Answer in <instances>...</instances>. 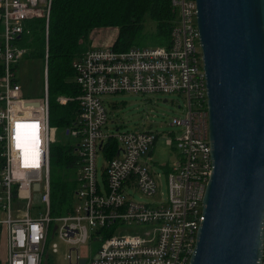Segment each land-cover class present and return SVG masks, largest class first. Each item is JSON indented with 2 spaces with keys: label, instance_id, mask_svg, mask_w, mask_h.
Here are the masks:
<instances>
[{
  "label": "built area",
  "instance_id": "obj_1",
  "mask_svg": "<svg viewBox=\"0 0 264 264\" xmlns=\"http://www.w3.org/2000/svg\"><path fill=\"white\" fill-rule=\"evenodd\" d=\"M51 0H0V264H42L51 232L69 249L68 264H189L203 220L201 201L212 164L208 113L195 0H169L173 19L168 42L155 47L114 50L90 44L71 62L78 95L76 114L65 135L73 138L74 191L64 216L50 218L49 149L55 129L48 121L45 68L42 96L23 99L15 78L25 50L18 46L24 22L47 20ZM174 95L178 117L168 125L164 145L178 153L163 164L165 196L156 198L155 166L149 162L156 135L151 131L104 132L103 97ZM181 102H178V101ZM166 103V100H162ZM36 105V106H34ZM111 143L115 151L111 149ZM110 144V145H109ZM104 162L97 180L96 158ZM38 184L37 191L32 190ZM39 194L45 214L29 213ZM146 199L136 201L134 194ZM25 201L18 208L20 201ZM75 200V201H73ZM14 213V215H13ZM134 227L130 233L123 228ZM88 239L98 247L89 260L74 249ZM75 251L71 263V251ZM54 254L56 245L50 244ZM260 264H264V225Z\"/></svg>",
  "mask_w": 264,
  "mask_h": 264
},
{
  "label": "water",
  "instance_id": "obj_2",
  "mask_svg": "<svg viewBox=\"0 0 264 264\" xmlns=\"http://www.w3.org/2000/svg\"><path fill=\"white\" fill-rule=\"evenodd\" d=\"M195 10L212 170L189 264H260L264 0H195Z\"/></svg>",
  "mask_w": 264,
  "mask_h": 264
},
{
  "label": "trees",
  "instance_id": "obj_3",
  "mask_svg": "<svg viewBox=\"0 0 264 264\" xmlns=\"http://www.w3.org/2000/svg\"><path fill=\"white\" fill-rule=\"evenodd\" d=\"M145 17L154 24L151 36L142 33ZM172 19L169 0H51L46 21L24 22L27 33L21 36L18 46L25 50L23 57L44 65L50 127L65 135L72 124L76 102L59 104L58 99H74L78 95L71 62L88 47L91 32L114 29L112 47L117 51L148 42L161 46L168 42ZM110 147L115 151L112 143ZM55 169L74 171L73 147L55 142L49 149L50 214H61L71 202L74 182L65 175L55 178L51 172Z\"/></svg>",
  "mask_w": 264,
  "mask_h": 264
},
{
  "label": "rangeland",
  "instance_id": "obj_4",
  "mask_svg": "<svg viewBox=\"0 0 264 264\" xmlns=\"http://www.w3.org/2000/svg\"><path fill=\"white\" fill-rule=\"evenodd\" d=\"M154 24L145 17L143 22V35L151 36ZM151 33V34H150ZM115 38V30L112 28L100 29L93 31L88 35L89 44L95 47L96 43L103 41L107 46L112 45ZM156 44L151 42L139 45L137 47H155ZM22 48V47H21ZM44 65L41 61L23 57L16 65L15 78L20 88L19 96L23 99H38L42 96L44 75ZM103 103L107 114V121L103 128L104 132H125V131H151L156 135L155 144L152 148V153L149 162L152 161L155 166H152L150 171L157 175L156 198H164L165 196V178L161 167L163 164L172 165L178 157V153L174 148H168L164 145V138L167 133H175L176 128L170 127L168 122L172 117L180 116L176 111L175 100H178L174 95H129L118 94L103 97ZM162 100H166L163 103ZM178 102H181L180 100ZM66 147H73L76 141L69 136L62 135L59 130L54 131V143ZM101 157L96 158L97 180L101 182V168L103 166ZM55 178L63 177L73 180L76 176L75 171L68 170L62 172L60 169L52 170ZM136 201L145 202L146 199L140 197L136 193L133 195ZM75 201V200H73ZM25 201H20L18 208H22ZM46 208L39 201V194L32 193L30 196L29 213L31 216L35 214L44 215ZM14 215V213H13ZM64 216L61 214H50V218H59ZM60 223L54 222L50 225V233L46 240V248L43 252L42 264H68L65 260V255L69 247H66L60 240L51 232L53 225ZM135 230L134 227L123 228L121 232L124 234ZM56 245V252L52 254L49 251V245ZM98 247L97 241L88 239L84 244L75 246L77 255L81 259L89 260L93 257ZM2 252V243H0V254ZM75 251H71V263L74 258Z\"/></svg>",
  "mask_w": 264,
  "mask_h": 264
},
{
  "label": "crops",
  "instance_id": "obj_5",
  "mask_svg": "<svg viewBox=\"0 0 264 264\" xmlns=\"http://www.w3.org/2000/svg\"><path fill=\"white\" fill-rule=\"evenodd\" d=\"M103 41H99L98 43H96L97 44V46L96 47H105V46H107L106 44V42L105 43H102ZM91 45V44H90ZM1 240H2V238H0V243H2L1 242ZM4 257V247H3V243H2V252H1V254H0V260H2V258Z\"/></svg>",
  "mask_w": 264,
  "mask_h": 264
}]
</instances>
